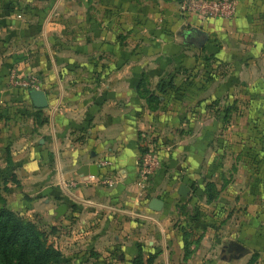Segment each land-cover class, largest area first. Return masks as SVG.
Segmentation results:
<instances>
[{"label":"crops","instance_id":"crops-1","mask_svg":"<svg viewBox=\"0 0 264 264\" xmlns=\"http://www.w3.org/2000/svg\"><path fill=\"white\" fill-rule=\"evenodd\" d=\"M177 1L0 0V99L29 102L25 118L0 104V192L54 226L52 264H264V0L209 19ZM147 147L159 166L141 186Z\"/></svg>","mask_w":264,"mask_h":264},{"label":"trees","instance_id":"trees-1","mask_svg":"<svg viewBox=\"0 0 264 264\" xmlns=\"http://www.w3.org/2000/svg\"><path fill=\"white\" fill-rule=\"evenodd\" d=\"M211 55L217 58L213 54ZM191 75L193 72L189 73V76ZM165 87L166 83L164 85L160 83L156 88L159 92H163ZM42 120H45V117ZM2 188H5L4 185ZM185 226L187 223L183 226L178 225V228L183 231ZM52 231H54V226H50L46 232L35 221L6 207L5 200L0 195V264H51L57 262L60 251L47 237V234ZM133 262L139 264V257L136 256Z\"/></svg>","mask_w":264,"mask_h":264},{"label":"built area","instance_id":"built-area-1","mask_svg":"<svg viewBox=\"0 0 264 264\" xmlns=\"http://www.w3.org/2000/svg\"><path fill=\"white\" fill-rule=\"evenodd\" d=\"M177 9L184 14L193 15L200 19L209 18H230L234 12L236 0H178ZM7 80L13 85L23 88L39 85L38 79L31 73L17 75L15 71L10 70L7 74ZM159 166V158L156 151L147 147L142 151L137 167V183L144 185L145 180ZM110 177H101L99 183L102 185L110 184Z\"/></svg>","mask_w":264,"mask_h":264},{"label":"water","instance_id":"water-1","mask_svg":"<svg viewBox=\"0 0 264 264\" xmlns=\"http://www.w3.org/2000/svg\"><path fill=\"white\" fill-rule=\"evenodd\" d=\"M185 36L187 37L186 40L188 42L198 46L201 45L202 41L205 39V34L196 28L188 29ZM26 93L30 99L31 104L34 107H45L47 105V98L45 91L43 89L30 87L26 90ZM76 171L82 174L94 175L97 171V166L95 163H83L77 167ZM181 188L182 189L185 188V185L184 184L178 185L177 192L184 195L185 191H181L180 190ZM161 204L162 201L157 197H150L149 200L147 201V207L152 210L160 209ZM64 210H65V205L63 203H59L58 205H56L55 208L53 209L54 211L53 218L56 219L59 215H61L64 212Z\"/></svg>","mask_w":264,"mask_h":264},{"label":"rangeland","instance_id":"rangeland-1","mask_svg":"<svg viewBox=\"0 0 264 264\" xmlns=\"http://www.w3.org/2000/svg\"><path fill=\"white\" fill-rule=\"evenodd\" d=\"M14 96L13 98H11L10 96H7L5 99H0L2 101H0V104H6L7 105V109H9L8 111H12V109L18 107L21 111V118H25V115H26V107L27 105H29V102L27 100V98H22V99H19V98H16ZM2 102V103H1ZM4 120H9L11 118V114L9 115H4ZM4 147L3 143L0 141V150H2ZM2 188V186H1ZM0 195H1V192H0ZM15 212H17V210H13ZM24 216V215H23ZM26 217V216H25ZM41 228H43L46 232L49 230V227L47 226H42V225H39ZM47 237L49 239V234H47ZM52 264V263H51Z\"/></svg>","mask_w":264,"mask_h":264}]
</instances>
